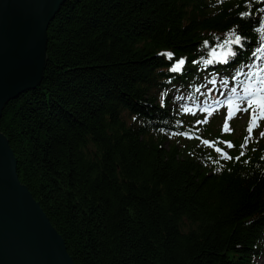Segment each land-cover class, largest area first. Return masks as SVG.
<instances>
[{"label":"trees","instance_id":"trees-1","mask_svg":"<svg viewBox=\"0 0 264 264\" xmlns=\"http://www.w3.org/2000/svg\"><path fill=\"white\" fill-rule=\"evenodd\" d=\"M261 7L260 0L62 6L48 29L41 85L6 106L0 129L20 181L75 264H256L264 254L263 157L214 167L202 148L172 137L180 127L159 101L172 62L196 59L204 40L212 45L238 25L254 43ZM242 10L254 14L241 18ZM193 69L189 63L178 80Z\"/></svg>","mask_w":264,"mask_h":264},{"label":"water","instance_id":"water-1","mask_svg":"<svg viewBox=\"0 0 264 264\" xmlns=\"http://www.w3.org/2000/svg\"><path fill=\"white\" fill-rule=\"evenodd\" d=\"M66 1L0 0V122L11 101L41 85L48 29ZM17 165L0 129V264H75Z\"/></svg>","mask_w":264,"mask_h":264},{"label":"snow or ice","instance_id":"snow-or-ice-1","mask_svg":"<svg viewBox=\"0 0 264 264\" xmlns=\"http://www.w3.org/2000/svg\"><path fill=\"white\" fill-rule=\"evenodd\" d=\"M219 2V0H218ZM252 2V0H245V4L248 5ZM264 2V0H261ZM253 12L242 10L238 13L241 18L251 17L253 16ZM256 29L258 34L264 33V20L258 19L256 21ZM239 26H233L232 29H229L225 34L224 38L221 40L220 37H215L216 43H213L210 47L209 51L211 53L210 58H205L201 56L199 59H193L190 61L192 64L204 63L206 66L208 65H228L232 67L235 65L232 71V75L230 77H224L220 83L227 89L230 84L237 80L238 77H244L245 72L248 73L247 79L243 81V88L239 85L231 87L230 93L226 96V105L229 112V117L233 114V107L235 106V111H249L250 110V120L248 124V132L249 135L252 133V129L254 127H258L260 124V120L264 119V68L259 67V62L264 61V43H260L258 45L254 44L251 41V38L242 32L236 31ZM208 40H204L202 42V46L209 45ZM244 59H240L241 57H245ZM168 59H172L174 53L172 51H167L162 53ZM188 63L186 57L177 58L174 63L170 66V72L182 73L184 71L185 64ZM215 71V69H213ZM217 76L220 73L217 71ZM171 80V77H169ZM217 81L212 80L211 83L215 84ZM237 93H239L237 95ZM165 101L162 100L161 107H165ZM182 111L192 112V107L180 105ZM196 110L199 109L197 106ZM204 112H207L208 109H202ZM136 119V117H133ZM202 121H196L197 124ZM183 123V121H180ZM199 129H194L192 132H183L182 135L188 137H194L197 135ZM181 134V133H174ZM261 136H264V131L260 133ZM200 138V137H198ZM203 143L205 145H211L215 151L218 153L217 159L213 161V163L219 165L224 160H239L240 156L243 155L241 152L236 157L230 155V153L221 146V143L227 145L229 148L234 147L231 141L222 140L221 138H217L216 141L206 140L203 138ZM245 142L248 141V136L245 138ZM244 144H241L240 147L244 148Z\"/></svg>","mask_w":264,"mask_h":264},{"label":"rangeland","instance_id":"rangeland-1","mask_svg":"<svg viewBox=\"0 0 264 264\" xmlns=\"http://www.w3.org/2000/svg\"><path fill=\"white\" fill-rule=\"evenodd\" d=\"M258 263H259V264H264V259H260V260L258 261Z\"/></svg>","mask_w":264,"mask_h":264},{"label":"bare ground","instance_id":"bare-ground-1","mask_svg":"<svg viewBox=\"0 0 264 264\" xmlns=\"http://www.w3.org/2000/svg\"><path fill=\"white\" fill-rule=\"evenodd\" d=\"M187 66H189V64ZM193 67H196V66H193Z\"/></svg>","mask_w":264,"mask_h":264}]
</instances>
